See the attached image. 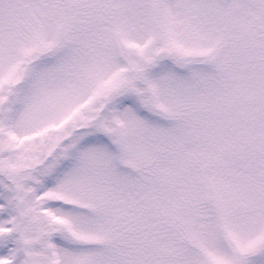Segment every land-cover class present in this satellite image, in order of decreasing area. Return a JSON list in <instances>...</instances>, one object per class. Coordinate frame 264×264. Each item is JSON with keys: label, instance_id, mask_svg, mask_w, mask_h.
<instances>
[{"label": "snow or ice", "instance_id": "snow-or-ice-1", "mask_svg": "<svg viewBox=\"0 0 264 264\" xmlns=\"http://www.w3.org/2000/svg\"><path fill=\"white\" fill-rule=\"evenodd\" d=\"M0 264H264V0H0Z\"/></svg>", "mask_w": 264, "mask_h": 264}]
</instances>
